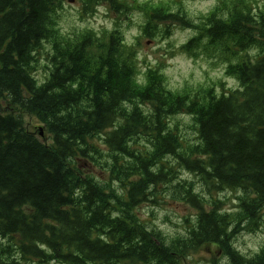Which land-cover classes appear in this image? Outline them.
I'll return each instance as SVG.
<instances>
[{
	"label": "clouds",
	"instance_id": "obj_1",
	"mask_svg": "<svg viewBox=\"0 0 264 264\" xmlns=\"http://www.w3.org/2000/svg\"><path fill=\"white\" fill-rule=\"evenodd\" d=\"M44 4L42 34L29 42L28 64L21 65L35 89L51 83L61 64L65 66L61 72L72 67L70 56L63 53L79 47L82 37L95 40L100 46L97 55H103L108 36L118 38L116 55L109 58L116 61L115 67H126L130 72L129 91L117 99L107 123L98 132L86 134L84 142L73 138V151L65 154L63 161L75 168L81 151L96 155L87 176L91 185L108 197L104 214L109 224L98 225L105 231L102 246L114 243L107 233L116 223L124 222L136 232L118 247V256L104 264H113L120 257V264H164L159 255L139 254L145 237L172 254L170 264H237V260L239 264H259L264 259V190L249 179L247 171L235 182L217 173L216 155L208 149L199 113L193 109L205 103L210 90H214L217 103L245 93L247 85L238 72L229 69L241 63L255 66L264 60V0H44ZM157 9L172 13L173 19L154 24L152 15ZM237 19L252 30V42L247 47L241 50L235 43L217 46L210 42L213 21L230 27ZM197 38L198 46L193 47L190 42ZM149 40L153 43L146 46ZM170 54L198 56L195 63L200 67L189 70L183 65L173 66ZM151 72L161 76L165 95L184 98L160 121L163 138L144 131L149 122L156 127L162 105L157 99L136 94L138 89L153 87ZM80 84L77 75L65 82L63 90L76 93ZM63 90L56 86L51 91L62 94ZM93 99L85 97L79 106L95 111ZM102 99L111 104V93ZM66 115L64 110L57 113L58 118ZM28 119L25 115L24 120ZM48 121L54 122L52 117ZM32 123L43 126L38 115L32 117ZM113 137L120 138L119 146L112 142ZM169 137L171 150L162 147V139ZM47 142L52 145L53 138ZM238 167L234 162L226 165L225 175H234ZM86 191L75 187L72 198L82 199ZM96 204L101 207L103 202ZM244 205L254 210V217ZM205 216L213 217L218 235L205 230ZM90 239L95 240V236ZM9 243L0 237V264H37V259L22 258L15 244L10 254H4ZM37 247L51 257L52 248L43 242ZM49 264L57 261L50 259Z\"/></svg>",
	"mask_w": 264,
	"mask_h": 264
},
{
	"label": "trees",
	"instance_id": "obj_2",
	"mask_svg": "<svg viewBox=\"0 0 264 264\" xmlns=\"http://www.w3.org/2000/svg\"><path fill=\"white\" fill-rule=\"evenodd\" d=\"M44 8V0H0V113H3L0 115V237L10 242L4 254H10L15 244L22 258L37 259V264H49L50 259H55L57 264H104L105 260L117 257L118 247L128 243L136 232L124 222L116 223L107 233L114 243L102 246L105 231L98 229V225L109 224L104 214L108 197L91 185L88 173L83 170V165L95 163L96 155L81 151L79 165L75 168L63 161L65 154L73 151V138L79 137L84 142L86 134L98 132L107 123L117 99L129 91L130 72L126 67H115L116 61L109 58L116 55L118 38L108 36L103 55H97L100 46L94 39L89 41L82 37L79 47L65 49L63 53L70 56L72 67L61 72L65 67L61 64L51 83L35 89L21 65L28 64L29 42L42 34ZM152 19L154 24L167 23L173 19V14L157 9ZM213 23L214 27L209 30L210 42L217 46L235 43L243 50L252 42V30L241 19L230 27ZM190 43L198 46V38ZM229 71L238 72L247 85L245 93L217 103L214 91L210 90L205 103L194 105L193 110L199 113L208 149L216 155L217 173L235 182L241 172L247 171L249 179L264 190V60L255 66L241 63ZM77 75L81 77L79 91L63 90L65 82ZM150 77L153 87L138 89L136 94L157 99L162 105L156 127L149 122L144 131L163 138L160 121L165 114L173 113L184 98L165 95L157 72H151ZM56 86L61 87L62 94L51 91ZM106 93H111V104L102 99ZM85 97L94 98L95 111L79 106ZM60 110L67 113L64 118L57 117ZM22 113L39 116L45 132L53 138L52 145L28 129ZM49 117L54 122H49ZM135 119L139 124L138 113ZM234 128L239 131H233ZM112 142L117 146L121 144L118 137H113ZM172 143L171 137L162 139L164 149L171 150ZM99 155L102 158L103 154ZM233 162L239 166L236 173L225 175V166ZM75 187L87 189L82 199L72 198ZM97 201H102L103 205L97 207ZM244 207L249 215L255 216L251 207ZM204 220L205 230L218 235L213 217L205 216ZM90 236H95V240ZM40 242L53 249L51 257L37 247ZM139 254L159 255L164 264L172 261V254L150 237H145ZM120 259L113 264H120ZM259 264H264V259Z\"/></svg>",
	"mask_w": 264,
	"mask_h": 264
},
{
	"label": "rangeland",
	"instance_id": "obj_3",
	"mask_svg": "<svg viewBox=\"0 0 264 264\" xmlns=\"http://www.w3.org/2000/svg\"><path fill=\"white\" fill-rule=\"evenodd\" d=\"M73 2H74V0H73ZM164 2H165V0H158V3H164ZM159 23H162V22H159ZM151 43H153V41L149 40L147 42L146 46H149ZM169 59L174 61V65L173 66L183 65L185 68H188L189 70L191 68H193V67H195V68H199L200 67L199 65H197L195 63V61L197 59H199V57L195 56V55H193L191 57H186V56H183V55H171L170 54L169 55ZM189 62H191V63H189ZM190 75H194V72L190 71ZM22 114H23V116L27 115L29 117L28 121H25L28 129L30 131H32V132H35L45 143H48L47 141H48L49 137L51 136V134H49L48 132H45L46 127L44 125L42 127H40V126H36L35 124H33L32 123L33 115H31L29 113H22ZM41 132L43 133L42 135L40 134ZM83 170L86 173H89V172L92 171V166L83 165Z\"/></svg>",
	"mask_w": 264,
	"mask_h": 264
},
{
	"label": "water",
	"instance_id": "obj_4",
	"mask_svg": "<svg viewBox=\"0 0 264 264\" xmlns=\"http://www.w3.org/2000/svg\"><path fill=\"white\" fill-rule=\"evenodd\" d=\"M40 134L42 135L43 133L41 132Z\"/></svg>",
	"mask_w": 264,
	"mask_h": 264
}]
</instances>
